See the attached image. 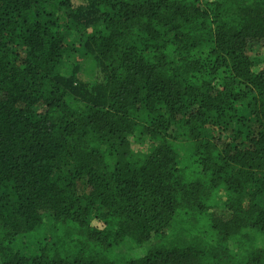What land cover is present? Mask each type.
<instances>
[{
    "label": "trees",
    "instance_id": "16d2710c",
    "mask_svg": "<svg viewBox=\"0 0 264 264\" xmlns=\"http://www.w3.org/2000/svg\"><path fill=\"white\" fill-rule=\"evenodd\" d=\"M0 264H264V0H0Z\"/></svg>",
    "mask_w": 264,
    "mask_h": 264
},
{
    "label": "rangeland",
    "instance_id": "374dc122",
    "mask_svg": "<svg viewBox=\"0 0 264 264\" xmlns=\"http://www.w3.org/2000/svg\"><path fill=\"white\" fill-rule=\"evenodd\" d=\"M261 55H262V46L256 44L255 47H254L253 56L254 57L257 56L258 59H261V57H262ZM78 59L81 60L82 58L78 57ZM90 73L91 72L85 66V68H83L82 71H80V76L83 77V78L89 79V78H91ZM139 143H140V145H139L140 148H142L144 150H148L151 147V143H149L148 141H143V142H139ZM187 149H188L187 146H181L180 147V150H181L182 153L185 152ZM218 202L220 204V208H221L222 213L227 214L229 212V210H228V208H227V206L225 204L224 199L222 197H220V198H218ZM46 220H47V218L45 219V221ZM51 231H52V227L48 228L47 225H46V232L50 233ZM231 246H233V244H231Z\"/></svg>",
    "mask_w": 264,
    "mask_h": 264
}]
</instances>
